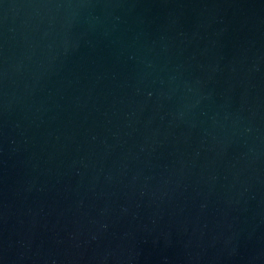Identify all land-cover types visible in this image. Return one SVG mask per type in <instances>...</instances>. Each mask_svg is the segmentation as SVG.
<instances>
[{
    "label": "water",
    "instance_id": "1",
    "mask_svg": "<svg viewBox=\"0 0 264 264\" xmlns=\"http://www.w3.org/2000/svg\"><path fill=\"white\" fill-rule=\"evenodd\" d=\"M0 264H264V0H0Z\"/></svg>",
    "mask_w": 264,
    "mask_h": 264
}]
</instances>
